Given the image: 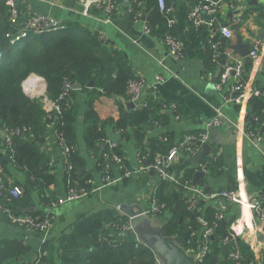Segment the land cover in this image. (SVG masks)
Masks as SVG:
<instances>
[{
	"label": "trees",
	"instance_id": "obj_1",
	"mask_svg": "<svg viewBox=\"0 0 264 264\" xmlns=\"http://www.w3.org/2000/svg\"><path fill=\"white\" fill-rule=\"evenodd\" d=\"M116 1L119 6L123 0ZM197 1L188 0L190 6ZM128 2L134 13L142 8L145 15L143 19L150 33L163 38L168 29L166 17L157 7V0H128ZM170 3L168 1V4ZM17 7L19 9V4ZM133 12L131 14L134 18ZM218 23L224 25L219 15L215 26ZM63 25V28L58 30L42 33L26 30L24 37L11 42V38L18 35L20 27L23 26L11 22L9 6L5 0H0V180L5 186L2 194L8 195L2 200L3 209L12 213L30 214L40 218L45 215V208L59 197L49 189L50 185L56 183V179L50 157L43 148L47 126L52 127L56 137H62L64 144L70 149L65 156L66 188L73 187L79 192H85L86 196L94 194L92 176L84 170L86 160L76 148L78 89L69 88L68 96L59 100L58 97L65 83L73 85L78 82L81 84L80 90L87 93L81 117L84 128L83 139L88 152L100 153L95 166L101 172L102 178L112 177L110 163H115L113 155L122 158L119 174L123 178L124 186L128 179L123 177L124 173L132 170L120 141H116V146L113 148H110L106 142L109 138L106 131L108 126H112L121 140L127 141L134 137L138 143L137 156L141 166L146 162L150 168L156 164L157 156L166 155L168 149L181 142L184 136L198 135V132H186L175 140L174 131L166 130L157 137H147L149 128L165 126L169 122L170 112L179 116L184 111V105L181 103L169 104L170 102L166 101L161 104L151 95L143 100L145 103L139 108H131L124 112L121 107L117 119L112 117L100 119L95 109V100L103 94H113L129 101L125 89L128 81L135 77L134 71L123 52L112 46L107 39L76 22H66ZM207 31L209 30L206 26L195 28L191 24L188 33L191 44L197 46L203 33ZM171 33L176 36L175 26ZM213 40L221 42L220 58L213 61V50L206 40L203 56L205 70L208 72L217 69L218 61L225 59L224 51L227 43L224 37L216 31ZM31 73L44 78L46 90L43 96L31 97L24 92L22 83ZM245 78L246 76L242 74L239 82L243 83ZM90 82L93 83L91 87ZM45 97L59 104L62 109L60 115L54 109L47 111L44 108ZM163 105L172 107L171 111L161 112ZM246 122V131H259L262 127L264 96L250 95L247 102ZM16 128H25V131L10 135V143H5L4 139L8 131ZM182 154L188 155L186 152ZM3 159H6V163H3ZM205 162L207 174L215 175L221 172L222 163L214 152L200 161V163ZM194 166L195 168L186 170L181 176L175 172L179 183L163 180L155 174L156 183L150 192L158 203L164 205L162 212L153 217L160 220L158 227L161 233L173 237L185 250L197 248L203 242L199 233L203 227L200 218L210 226L215 213L220 212L217 208H204L202 199L196 195L193 196L196 202L195 208H189L190 194L183 190V184L191 185L192 176L199 169L196 164ZM168 171L173 173L174 167L171 165ZM203 181L202 178H197L195 186L198 187ZM15 185L23 190L18 197L9 194L10 189ZM229 189H236V184L231 183L225 188V190ZM202 192L207 195L211 191L204 187ZM33 195L38 197V202L44 209L26 213L25 209L35 206ZM260 202L264 211V193ZM0 214L5 213L0 211ZM50 215L52 216V213ZM223 218L226 220L225 215ZM129 220L115 208L92 212L75 221L70 230L62 232L56 240L44 242L41 250L46 253L39 256L37 251L33 261L36 260L37 264H154V253L147 245L143 242L136 244L133 239H128L127 235H121L118 228ZM229 225L223 226L219 221L213 227V233L208 239L209 253L206 259L209 260L211 255L217 254L220 256L219 264H231L228 254L231 250H237L240 264H264V251L262 258L256 259L251 243L240 237H232L233 231ZM236 228L240 230L239 225ZM225 236L230 237L231 240L223 244ZM29 249L30 247L23 241L1 240L0 264L15 262Z\"/></svg>",
	"mask_w": 264,
	"mask_h": 264
},
{
	"label": "crops",
	"instance_id": "obj_2",
	"mask_svg": "<svg viewBox=\"0 0 264 264\" xmlns=\"http://www.w3.org/2000/svg\"><path fill=\"white\" fill-rule=\"evenodd\" d=\"M223 0L219 13L221 23L229 26L233 31V37L224 39L225 64L239 66L240 77L246 76L245 81L249 89L264 91V0H256V3H241L240 1ZM252 1V0H250ZM19 4L20 19L26 20L31 12H37L48 18L57 20L62 26L66 22H76L90 31L107 39L115 48L123 52L130 62L135 76L144 78L148 83L154 81L157 74L164 75L165 81L155 90L142 91L140 98L133 102V107L139 108L141 101L151 95L156 100L163 102L181 103L184 111L178 117L169 113V122L165 126H153L147 130V137H157L166 130L174 131L175 140L186 132H206L207 142L222 163L219 174H207L202 177L204 181L200 188H207L211 192L225 189L231 183L236 184L241 201H228L224 198L202 199L204 208H217L226 217V224H232L239 220L242 230L241 239L251 243L256 259H261L264 251V221L259 219L252 208L256 199L264 193V131L260 127L263 139L255 142L246 135L247 102L245 98L239 103L228 101L224 98L233 94L231 87L240 81L239 76L232 74L222 90L216 89V82L212 83L216 69L212 75L207 74L204 65L205 41L209 38V31L203 33L201 41L193 46L188 33L191 23L187 17L190 4L188 0H174L173 13L175 17V33L183 46V58L175 60L167 54L162 38L146 33L145 20L133 18L130 12L128 0H123L109 22L104 20V14L92 4L83 5L78 0H17ZM232 4V6H230ZM238 32L243 42L249 41L250 48L258 43V56L251 63L233 54L228 47L235 42V32ZM162 61V64L159 61ZM221 60V59H220ZM219 60V61H220ZM219 66V63L218 65ZM223 67V65H221ZM169 70L173 72L170 75ZM38 84L45 93L46 82L41 77L30 75L26 80V86L30 85V96H42L37 91ZM35 88V89H34ZM25 92V91H24ZM26 93V92H25ZM87 93L78 89L76 100L79 106L77 120L76 148L86 160V170L92 176L94 194L79 200L66 202L52 210L53 220L45 233L31 231L19 227L0 216V241L19 240L25 242L29 251L20 256L11 264H31L37 255V251L47 240H56L62 232H68L72 224L78 219L104 208H115L119 212L121 205H140L142 209L147 207V197L156 183V175H150L149 169L144 168L138 160V143L134 137L124 141L119 139V134L114 132L112 126L106 128L108 139L120 141L126 160L131 164L132 170L124 186L123 178L117 182L104 185L102 174L96 169V161L99 152H88L83 139V124L81 121L84 110V102ZM124 98L111 95H101L95 100V109L100 119L112 117L117 119L120 109L127 112ZM172 107L163 105L164 111H171ZM165 109V110H164ZM217 109L222 113L218 117V125H208L217 117ZM264 124H262L263 126ZM190 134V133H188ZM119 140V141H118ZM50 157L53 174L56 183L49 189L58 196L66 194L64 183L65 156L57 143L55 131L47 126L45 129L44 147ZM161 156V155H160ZM163 157V156H162ZM194 156L180 153L175 158L172 166L175 172L181 176L186 170L195 168ZM111 178L119 179L120 165L111 162ZM35 210H42L38 197L33 195ZM144 216V215H141ZM146 217V216H145ZM149 218V217H148ZM152 219L151 226H158L160 220ZM134 224L135 220L131 219ZM231 221V223L229 222ZM231 225H229L230 228ZM120 238V237H119ZM58 263V261H57Z\"/></svg>",
	"mask_w": 264,
	"mask_h": 264
},
{
	"label": "built area",
	"instance_id": "obj_3",
	"mask_svg": "<svg viewBox=\"0 0 264 264\" xmlns=\"http://www.w3.org/2000/svg\"><path fill=\"white\" fill-rule=\"evenodd\" d=\"M80 4L83 5H89L92 4L95 7H97L101 12L104 14V20L106 22H109L112 19V16L115 14L118 8V3L116 0H78ZM168 1L171 3L168 4ZM173 1L174 0H157V7L161 13L164 14L166 17V26L168 29V32L165 33V35L162 38L163 44L166 47L167 54L170 55L175 60H181L183 58V46L180 42V40L171 33V30L174 28L175 25V17L173 13ZM233 0H230L229 2H232ZM237 1V0H235ZM241 3H248L250 0H238ZM6 4L9 6L10 11V20L12 23H15V25H22L23 27H20V31L18 35H15L13 38H11V42L18 41L22 37L26 35V30L32 31L34 33H42V32H48V31H54L62 28V26L57 22V20L48 18L44 15H41L37 12H31L30 15L26 20L20 19V12L17 7L16 0H5ZM140 5V3H138ZM223 5V0H198L195 4L189 7L187 17L190 21V23L195 27L199 28L201 26H206L209 30V38L208 43L210 44L211 49L213 50L212 59L213 61H217L220 58L219 48L221 47V42L219 40L214 41L213 36L216 31H218L222 36H224L227 39H230L233 37V31L232 29L227 26L218 23L217 26H215V22L218 19V15L221 11V7ZM232 6V4H230ZM130 12L132 13L133 10L130 8ZM134 13V12H133ZM145 18V15L143 13L142 8H139L134 13V19L141 20L142 18ZM216 27V28H215ZM146 33H150V30L148 26L145 23V30ZM259 45L258 43H255L252 45L249 51V57L252 60H255L257 58L259 52ZM225 53V51H224ZM160 64H162V61H159ZM219 63V61H218ZM220 66V65H219ZM232 71H234V75L239 76L240 78V72H239V66H233L232 64H223V67L221 68V71L217 77L216 80V89L222 90L225 86L226 82L232 75ZM170 75L173 74L171 70H169ZM207 74L212 75L213 72H208ZM166 77L161 74H157L154 76V81L151 83H148L144 78L135 76L133 79H130L127 83L125 94L126 97L132 101L136 102L140 96L142 91H145L146 89H152L155 90L157 86L165 81ZM69 88H72V85L69 83H65L62 89L61 94L59 95L58 99H64L69 94ZM231 91L233 94H229V96L225 97V102L233 101L236 103L241 102L245 98H249L250 95H261L264 96V91L259 89H249L246 83H241L239 80L236 84H234L231 87ZM44 102V108L48 111L51 109H54L55 112L60 115L62 113V109L60 108L59 104L55 102H51L46 97L43 99ZM144 101H141L140 106L144 105ZM222 116V113L219 109H217V117L213 119L212 122H210L208 125H218L220 123V120L218 117ZM178 117V116H176ZM11 131V130H10ZM8 131V134L6 135L4 142L9 144L10 143V135H17L20 133H23L25 131V128H16L13 129L11 132ZM246 135L254 140L255 142L260 141L263 139L262 133L257 131H246ZM57 143L59 147L61 148L64 156L69 152V146L64 144V139L62 137H56ZM196 138L200 140L201 142H207L208 135L206 132H201L197 135V137H193L192 135H186L182 139L181 142L178 144H175L171 146L166 155L157 156L156 158V164H153L151 166V169L155 171V174L163 179L168 180L174 183H179L178 178L173 175L171 172L168 171L169 167L173 164L175 158L180 153L186 152L190 156H195L197 153L200 152L201 146L198 144H195L194 141H196ZM194 140V141H193ZM109 144L110 148H113L116 146V141L107 139L106 141ZM113 160L117 164H121L122 158L118 155H113ZM199 169L204 173L207 172V163H200L198 162L196 164ZM147 169H150L149 166L144 167ZM130 175V171H126L124 173L123 177H128ZM122 177L120 176L119 179L115 178H109L108 176H105L102 178V182L104 185H109L112 183L117 182V180H121ZM5 189V186L3 182L0 180V211H2L5 214H0L3 217H5L9 222L13 223L14 225L24 227L26 229H29L31 231H37L40 233H45L53 220V213L52 210L58 207L61 204H64L66 202H71L75 200H79L83 197H86L85 192H79L73 187H67L66 188V194L64 196H59L55 201H52L50 205H48L45 208V215L39 217H34L30 214H21V213H12L8 210L3 209L2 200L7 197V194H2V191ZM183 190L190 194V205L189 208L194 209L196 206L195 198H193L194 195H196L198 198L201 199H211V198H224L228 201H241L239 197V193L237 188L236 189H221L218 191L210 192L209 194L205 195L202 192V189L200 187L192 186L187 183L183 184ZM22 189L20 186L15 185L13 186L9 194L13 197H18L22 194ZM261 198H258L255 200V202L251 205L255 215L264 221V211L261 209ZM164 208L163 204H160L157 202L156 198L149 195L147 197V207L142 209L143 213L142 215L153 218L158 216ZM52 213V216L50 215ZM223 212H217L214 215V219L211 222L210 226L207 225V223L200 218V221L203 223V227L199 231V233L202 236V243L197 248H190L186 250L187 253L193 256L196 264H206L207 263V255L209 253V243L208 239L213 233V227L217 225L219 221L223 219ZM130 220L123 224L119 229L121 232V235H127L128 239H133L136 244L142 243L136 236V233L134 232V222L129 218ZM239 225V220L231 224V229L233 230L232 237L241 236L242 230H238L236 227ZM120 237V235H119ZM231 240L230 237L225 236L223 239V244L228 243ZM46 252L44 250L39 249L38 255L42 256ZM228 258L231 259V264H240L239 259V252L237 250H231L228 254ZM220 261V260H219ZM219 261L217 264H219ZM32 264H37V261H32ZM154 264H163V262L159 258H155Z\"/></svg>",
	"mask_w": 264,
	"mask_h": 264
},
{
	"label": "water",
	"instance_id": "obj_4",
	"mask_svg": "<svg viewBox=\"0 0 264 264\" xmlns=\"http://www.w3.org/2000/svg\"><path fill=\"white\" fill-rule=\"evenodd\" d=\"M249 4L256 3V0H252L248 2ZM250 42H243L240 34L235 32V42L228 45V47L232 50L233 54L238 55L243 58L247 63H251V58L249 57L250 51ZM225 59H221L219 61V65L214 73V76L211 79L212 83H215L217 77L221 71V65H223ZM234 74V71H232ZM89 86H93V83L90 82ZM80 83H74L72 85V89H80ZM127 108L133 107V102H127ZM1 122V120H0ZM262 131H264V125L262 126ZM119 141V140H118ZM194 141V140H193ZM201 146V150L194 156V164H197L201 161L202 158L209 154L211 146L208 142H201L200 140L194 141ZM3 163H6V159H3ZM144 167H147V163H143ZM150 175H155V171L153 169H149ZM205 173L201 170H196L192 176L191 185H196V180L198 177H203ZM35 210L34 207H29L24 210L26 213H31ZM119 210L126 215L128 218L136 220L137 223L134 224V232L140 241H142L145 245H147L154 253L155 258H159L163 264H196L192 255L186 252L181 246H179L173 237L164 236L160 228L158 226H151L149 221L140 222L139 217L142 215L143 210L140 205H121ZM222 225H226V220L222 219ZM219 255L213 254L210 256L209 260L206 264H217L219 261Z\"/></svg>",
	"mask_w": 264,
	"mask_h": 264
},
{
	"label": "rangeland",
	"instance_id": "obj_5",
	"mask_svg": "<svg viewBox=\"0 0 264 264\" xmlns=\"http://www.w3.org/2000/svg\"><path fill=\"white\" fill-rule=\"evenodd\" d=\"M33 74L36 75L35 73H31L30 75H33ZM30 75H28L27 78H28ZM36 76H38V75H36ZM38 77H40V76H38ZM27 78L23 81V83H22V87H23V90L26 92V94L30 96V92H31V90H30V85H27V86H26V80H27ZM41 78H42V77H41ZM42 79H44V78H42ZM39 85H40V84H38V89H37V91L41 92V95L43 96L45 93H42V89H41V87H40ZM34 89H35V88H34ZM31 97H33V96H31ZM139 221H140V222L149 221V222L151 223V222H152V219H150V218H148V217H145V216H140V217H139ZM135 222L137 223L136 220H135Z\"/></svg>",
	"mask_w": 264,
	"mask_h": 264
},
{
	"label": "flooded vegetation",
	"instance_id": "obj_6",
	"mask_svg": "<svg viewBox=\"0 0 264 264\" xmlns=\"http://www.w3.org/2000/svg\"><path fill=\"white\" fill-rule=\"evenodd\" d=\"M224 219V218H223ZM222 221V220H221ZM231 225V224H230ZM230 229H231V226H230ZM232 230V229H231ZM233 231V230H232ZM236 237H238L239 238V236H236ZM220 257V256H219ZM219 260H220V258H219Z\"/></svg>",
	"mask_w": 264,
	"mask_h": 264
}]
</instances>
